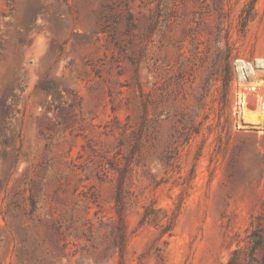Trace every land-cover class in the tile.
<instances>
[{
    "label": "rangeland",
    "instance_id": "1",
    "mask_svg": "<svg viewBox=\"0 0 264 264\" xmlns=\"http://www.w3.org/2000/svg\"><path fill=\"white\" fill-rule=\"evenodd\" d=\"M234 56H264V0H0V264H247L264 72Z\"/></svg>",
    "mask_w": 264,
    "mask_h": 264
},
{
    "label": "trees",
    "instance_id": "2",
    "mask_svg": "<svg viewBox=\"0 0 264 264\" xmlns=\"http://www.w3.org/2000/svg\"><path fill=\"white\" fill-rule=\"evenodd\" d=\"M59 1V0H57ZM131 19V15L130 13L127 15V26H129L131 24L130 22ZM111 39L114 40V36L112 34H110ZM17 111V106H16V96L15 94L12 92L10 94H8L1 102V109H0V117H1V122L3 124L4 127V132L3 133V142H6V138H5V129L7 128V126L10 123V120L12 119V117L14 116L15 112ZM152 209L149 207H146L144 209L143 215L141 217V221H150L152 220ZM169 227H171L169 224H166V226L164 227L165 230H169ZM119 240L117 241V247L119 250L122 249V244H123V240H124V236L122 234V232L119 233L118 236ZM248 241H249V250H248V255H249V260L247 262V264H252L253 261H256L257 264H264V240L262 235L260 234L259 230L257 229H253L251 231V233L248 234ZM257 248H262V255L259 259H257L254 256V252L256 251ZM240 250L234 249L229 257V259L227 260L226 263L224 264H243V262L241 261L240 258Z\"/></svg>",
    "mask_w": 264,
    "mask_h": 264
},
{
    "label": "built area",
    "instance_id": "3",
    "mask_svg": "<svg viewBox=\"0 0 264 264\" xmlns=\"http://www.w3.org/2000/svg\"><path fill=\"white\" fill-rule=\"evenodd\" d=\"M231 68L236 78L247 81L251 76H256L257 72H264V56L251 59L234 56L231 59Z\"/></svg>",
    "mask_w": 264,
    "mask_h": 264
},
{
    "label": "bare ground",
    "instance_id": "4",
    "mask_svg": "<svg viewBox=\"0 0 264 264\" xmlns=\"http://www.w3.org/2000/svg\"><path fill=\"white\" fill-rule=\"evenodd\" d=\"M262 73V72H261ZM257 75V74H256ZM261 75V74H260ZM259 75V76H260ZM261 76H263V75H261ZM264 80V79H263ZM261 82H263V81H260V82H256V83H253L252 85H250V89L251 90H255L257 87H259L260 85H263V83H261ZM264 86V85H263ZM263 106V105H262ZM263 108V107H262ZM261 113H263V111H261ZM244 114H245V112H244Z\"/></svg>",
    "mask_w": 264,
    "mask_h": 264
}]
</instances>
